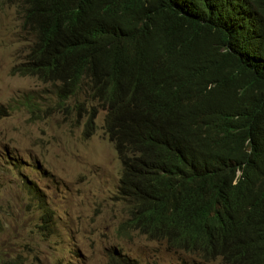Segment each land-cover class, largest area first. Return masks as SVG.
Returning <instances> with one entry per match:
<instances>
[{"label":"trees","instance_id":"trees-1","mask_svg":"<svg viewBox=\"0 0 264 264\" xmlns=\"http://www.w3.org/2000/svg\"><path fill=\"white\" fill-rule=\"evenodd\" d=\"M16 1L31 44L13 72L55 86L90 130L106 112L125 227L264 264V0Z\"/></svg>","mask_w":264,"mask_h":264},{"label":"rangeland","instance_id":"rangeland-1","mask_svg":"<svg viewBox=\"0 0 264 264\" xmlns=\"http://www.w3.org/2000/svg\"><path fill=\"white\" fill-rule=\"evenodd\" d=\"M16 0H0V264H223L125 227L122 163L57 88L14 74L31 41Z\"/></svg>","mask_w":264,"mask_h":264},{"label":"clouds","instance_id":"clouds-1","mask_svg":"<svg viewBox=\"0 0 264 264\" xmlns=\"http://www.w3.org/2000/svg\"><path fill=\"white\" fill-rule=\"evenodd\" d=\"M130 264H137V262L136 261H131Z\"/></svg>","mask_w":264,"mask_h":264}]
</instances>
